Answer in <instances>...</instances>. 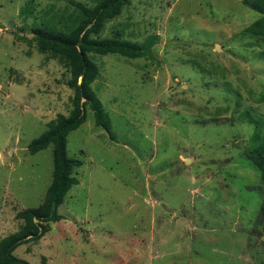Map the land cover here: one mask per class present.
<instances>
[{
    "label": "rangeland",
    "instance_id": "1",
    "mask_svg": "<svg viewBox=\"0 0 264 264\" xmlns=\"http://www.w3.org/2000/svg\"><path fill=\"white\" fill-rule=\"evenodd\" d=\"M73 1L0 0V240L52 181V145L28 147L69 114L74 90L33 28ZM260 17L245 0H131L109 20L100 37L119 31L146 55L89 54L112 130L87 106L68 136L83 164L64 218L6 264H264V184L246 155L264 122V41L244 33Z\"/></svg>",
    "mask_w": 264,
    "mask_h": 264
},
{
    "label": "trees",
    "instance_id": "2",
    "mask_svg": "<svg viewBox=\"0 0 264 264\" xmlns=\"http://www.w3.org/2000/svg\"><path fill=\"white\" fill-rule=\"evenodd\" d=\"M131 0H93V5L82 1H73L74 10L69 15H55L58 22L33 28L34 41L41 53H49L57 58L71 73L68 81L74 90L73 107L69 114H59L48 123V128L28 147L34 154L46 147H53V175L43 203L37 207L23 209L18 218L25 221L24 227L0 240V264H6L10 250L20 242L28 241L42 232L52 229V222L61 221L64 216L59 209L65 202L70 189L79 183L74 175L82 160L68 154V136L79 128L87 118V106L94 113L96 123L111 132V117L93 89L92 83L100 75L99 65L90 57V53H118L128 58H140L146 55L144 47L135 41L125 39L119 31L112 37H100L106 23L121 15ZM261 17L248 25L244 33L264 41V0H245ZM80 77H82L80 81ZM246 155L260 172L264 184V122H256L252 144ZM258 224L264 223V198L261 204ZM19 264H31L20 259Z\"/></svg>",
    "mask_w": 264,
    "mask_h": 264
},
{
    "label": "water",
    "instance_id": "3",
    "mask_svg": "<svg viewBox=\"0 0 264 264\" xmlns=\"http://www.w3.org/2000/svg\"><path fill=\"white\" fill-rule=\"evenodd\" d=\"M82 77H80V81H81Z\"/></svg>",
    "mask_w": 264,
    "mask_h": 264
}]
</instances>
